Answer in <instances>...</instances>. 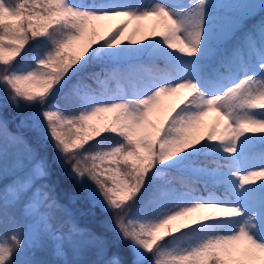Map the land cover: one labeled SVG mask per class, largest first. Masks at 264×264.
Wrapping results in <instances>:
<instances>
[{
	"label": "snow or ice",
	"instance_id": "1",
	"mask_svg": "<svg viewBox=\"0 0 264 264\" xmlns=\"http://www.w3.org/2000/svg\"><path fill=\"white\" fill-rule=\"evenodd\" d=\"M0 264H264V0H0Z\"/></svg>",
	"mask_w": 264,
	"mask_h": 264
},
{
	"label": "trees",
	"instance_id": "2",
	"mask_svg": "<svg viewBox=\"0 0 264 264\" xmlns=\"http://www.w3.org/2000/svg\"><path fill=\"white\" fill-rule=\"evenodd\" d=\"M114 88V87H113ZM209 127L210 126H206ZM259 151V148H257V152ZM62 202L67 203L66 198H62ZM70 207L77 212L78 216H79V221L81 223V225L83 226H87V227H91L93 228V230L99 232V233H103V229L99 228V226L96 224V222L92 219V217L88 214V206L86 203H84L83 201H77L75 204L70 205ZM97 216L99 217V210L97 209ZM80 212H83L84 215H79ZM109 238V241L111 242V240L113 239V235L112 233H107L106 234ZM112 251H115V248L111 249ZM121 250L124 251L126 253V249H123V247L121 246ZM45 259H50V256H45ZM89 258H91L90 254H89ZM130 258V257H125Z\"/></svg>",
	"mask_w": 264,
	"mask_h": 264
},
{
	"label": "rangeland",
	"instance_id": "3",
	"mask_svg": "<svg viewBox=\"0 0 264 264\" xmlns=\"http://www.w3.org/2000/svg\"><path fill=\"white\" fill-rule=\"evenodd\" d=\"M185 2H187V0H185ZM145 24L150 23V21H145ZM113 86L115 87V84H113ZM170 101L167 98H162V103L163 104H168ZM215 122V114L214 113H210L208 117L205 118L204 124L205 125H213Z\"/></svg>",
	"mask_w": 264,
	"mask_h": 264
}]
</instances>
